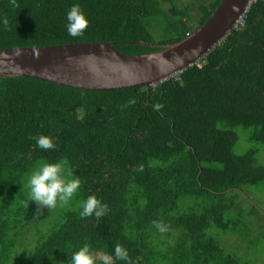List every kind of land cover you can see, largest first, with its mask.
I'll list each match as a JSON object with an SVG mask.
<instances>
[{
  "label": "trees",
  "instance_id": "obj_1",
  "mask_svg": "<svg viewBox=\"0 0 264 264\" xmlns=\"http://www.w3.org/2000/svg\"><path fill=\"white\" fill-rule=\"evenodd\" d=\"M220 1L195 0L196 19L191 5L174 0H16L19 7L0 0V49L99 41L139 56L184 39ZM74 3L88 20L77 37L66 30ZM161 4L172 5L169 14ZM163 15L156 41L149 23ZM239 128L264 144V0L252 2L243 25L205 57L153 87L92 91L0 78V264H70L85 243L96 264L104 255L113 264H257L210 233L243 232L236 190L264 183L256 148L235 152ZM38 134L55 149L39 148L30 138ZM39 160L66 161L80 178L66 206L29 201L28 176ZM91 194L109 209L99 220L80 216ZM116 243L129 260L115 258Z\"/></svg>",
  "mask_w": 264,
  "mask_h": 264
},
{
  "label": "water",
  "instance_id": "obj_2",
  "mask_svg": "<svg viewBox=\"0 0 264 264\" xmlns=\"http://www.w3.org/2000/svg\"><path fill=\"white\" fill-rule=\"evenodd\" d=\"M249 5L250 0H221L192 34L139 56L119 52L114 42L99 41L0 49V78L28 77L92 91L153 87L218 46Z\"/></svg>",
  "mask_w": 264,
  "mask_h": 264
},
{
  "label": "clouds",
  "instance_id": "obj_3",
  "mask_svg": "<svg viewBox=\"0 0 264 264\" xmlns=\"http://www.w3.org/2000/svg\"><path fill=\"white\" fill-rule=\"evenodd\" d=\"M12 4H16V0H11ZM66 30L72 37L82 36L88 27V20L78 3L70 6L66 13ZM3 24L7 28L8 19H3ZM129 103H135V99H131ZM154 110L159 111L163 105L156 103ZM35 140L36 145L43 150L55 149L56 145L53 139L44 134H38L30 137ZM65 162H49L47 160H39L28 176L27 186L29 189V201H34L36 205L43 208L54 209L59 204L60 207L66 206L69 201L78 193L81 187V180L70 170L66 171ZM82 211L81 218H87L92 215L99 220L109 211L107 204L102 203L95 194L88 195L86 199L80 201ZM27 207V205H26ZM154 227L161 233L167 231V225L162 221H152ZM114 255L116 259L129 260L128 252L120 243H116L114 247ZM96 256L91 250L88 243H85L71 255L70 264H96ZM102 264H113L112 256L104 255L101 258Z\"/></svg>",
  "mask_w": 264,
  "mask_h": 264
},
{
  "label": "rangeland",
  "instance_id": "obj_4",
  "mask_svg": "<svg viewBox=\"0 0 264 264\" xmlns=\"http://www.w3.org/2000/svg\"><path fill=\"white\" fill-rule=\"evenodd\" d=\"M174 4L178 7L191 5L193 16L196 19L199 18L195 0H174ZM171 6V4H161L160 8L169 14ZM166 17L167 15H163L157 19H151L149 23V29L155 35L156 41L160 40L159 33L163 31L167 23ZM170 19L175 18L170 17ZM238 132L239 140L235 146V152L242 153L254 146L257 150V162L264 165V144L248 141V131L243 128H239ZM236 192H238V202L243 209L242 220L246 229L241 233H223L211 229L210 233L220 240L227 251L255 259L256 262L259 260L257 264H264V183L257 186L246 185L237 189Z\"/></svg>",
  "mask_w": 264,
  "mask_h": 264
},
{
  "label": "built area",
  "instance_id": "obj_5",
  "mask_svg": "<svg viewBox=\"0 0 264 264\" xmlns=\"http://www.w3.org/2000/svg\"><path fill=\"white\" fill-rule=\"evenodd\" d=\"M254 1H255V0H250V4H251L252 2H254ZM243 15H244V14H243ZM243 15L239 17V19H238V21L236 22V24H235V26H234L233 29H235V28H240V27L243 25ZM196 28H197V27H196ZM196 28H195V30H196ZM193 32H194V29L191 30V33H187L186 36H189V35L192 34Z\"/></svg>",
  "mask_w": 264,
  "mask_h": 264
}]
</instances>
